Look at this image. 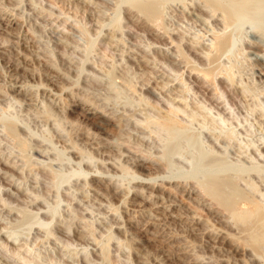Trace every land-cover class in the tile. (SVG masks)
<instances>
[{"label": "rangeland", "instance_id": "obj_1", "mask_svg": "<svg viewBox=\"0 0 264 264\" xmlns=\"http://www.w3.org/2000/svg\"><path fill=\"white\" fill-rule=\"evenodd\" d=\"M141 1L0 0V264H264V0Z\"/></svg>", "mask_w": 264, "mask_h": 264}, {"label": "bare ground", "instance_id": "obj_2", "mask_svg": "<svg viewBox=\"0 0 264 264\" xmlns=\"http://www.w3.org/2000/svg\"><path fill=\"white\" fill-rule=\"evenodd\" d=\"M142 1H143V0H142ZM142 1H141V2H142ZM152 1H153V0H152ZM214 1H215V0H214ZM217 1H218V0H217ZM235 1H236V0H235ZM240 1H241V0H240ZM245 1H246V0H245ZM249 1H250V0H249ZM135 2H136V1H135ZM147 2H148V0L146 1V3H147ZM144 3H145V2H144ZM146 3H145L144 5H146ZM219 3L221 4V2H219ZM219 3H218V4H219ZM234 3H235V2H234ZM237 3H238V2H237ZM246 3H247V2H246ZM137 4H138V3H137ZM218 4H217V5H218ZM220 4H219V6H221ZM224 4H225V3H224ZM227 4H228V3H227ZM240 4H241V3H240ZM242 4H243V3H242ZM144 5H143V6L141 5V7H142L144 10H145V9H148V10H149V8H150V6H151V5H150V2H149L148 5H146L145 7H144ZM155 5H156V4H155ZM235 5H236V4H235ZM225 6H226V5H225ZM225 6H223V4H222V7H223V8H224ZM229 6H230V5H229ZM154 7H155V6H154ZM239 7H240V5H239ZM235 8H236V7H235ZM150 9H152V8H150ZM154 9H155V8H154ZM229 9L232 10V8H229ZM225 10H228V9H225ZM150 11H154V10L152 9V10H150ZM228 11H229V10H228ZM151 13H153V12H151ZM227 13H229V12H227ZM227 16H228V14H227ZM159 19H161V18H158V20H159ZM154 21H155V20H154ZM154 21H153V22H154ZM156 21H157V19H156ZM156 21L154 22V24L156 23V24H155V27H156V26L158 27V25H160L161 23L158 22V23H160V24H158ZM161 22H162V21H161ZM5 23H6V22H5ZM162 23H163V22H162ZM154 24L152 23V25H154ZM160 27H161V25H160ZM158 28H159V27H158ZM217 36H218V35H217ZM217 36H216V37H217ZM219 36H220V35H219ZM219 36H218V37H219ZM221 36H222V35H221ZM221 36H220V39H218L217 42H214V43H216V47H215V48L213 47V48H214V50H216V51H217L216 48H221V47H223L224 44H226L227 42H228V44H229V40H228L229 38H228V36H226L227 39H226V37L223 39ZM223 36H225V35H223ZM221 38H222V39H221ZM215 41H216V39H215ZM214 43H213V44H214ZM226 45H227V44H226ZM212 46H213V45H212ZM225 47H226V46H224V48H225ZM213 48H212V49H213ZM220 51H222V50H220ZM210 53H212V50H211ZM215 53H216V52H215ZM215 53H214V54H215ZM217 53H218V51H217ZM217 53H216L215 55L218 56L219 54H217ZM214 54L212 53V55H214ZM215 55H214V56H215ZM214 56H211V57H214ZM211 59H212V58H211ZM211 59H210V60H211ZM214 59H215V58H214ZM211 61L213 62L214 60H211ZM213 63H214V62H213ZM210 65H212L211 62H210ZM215 65H217V67H219V64H218V63L215 64ZM212 66H213V65H212ZM214 67H215V66H214ZM211 68H212V67H211ZM191 69L196 70L197 67H196V69H195V68L192 66ZM213 69H214V68H213ZM213 69H210V70L212 71ZM220 69H221V68H220ZM220 69H219V70H220ZM203 70H204V69H203ZM214 70H217V69H214ZM219 70H218V71H219ZM191 71H192V70H191ZM221 71H222V69L220 70V72H221ZM220 72H219V73H220ZM201 73H202V71H201ZM216 73H217V72H216ZM219 73H218V74H219ZM212 74H213L212 72H209V71H208V72L205 73V76H206V78H208L209 80H211V78H212ZM207 83H208V82H207ZM212 84H213V83H212ZM172 110H173V108H172ZM175 111H176V110H175ZM173 112H174V111H173ZM167 114H168V113H167ZM176 114H177V113H176ZM175 116H176V115H175ZM167 117H168V116H167ZM167 117H166V118H167ZM169 118H171L170 115H169ZM173 118H174V117H172V119H173ZM172 119H166L165 122L170 121V124H172V123H171V120H172ZM176 119H177V118H176ZM167 120H168V121H167ZM163 121H164V120H163ZM173 121H174V122H173L174 124H176V123L179 122V121H178V122L175 123V119H174ZM167 124H169V123H167ZM170 124H169V126H170ZM8 126H9V125H8ZM10 126H11V127H10L11 130H8L9 133H10V131H11V132L14 131V130H12V127H13V126H12V125H10ZM165 126H166V125H165ZM171 126H172V125H171ZM180 126H181V125H180ZM166 127H168V125H167ZM172 127H173V126H172ZM13 129H14V128H13ZM15 131H16V129H15ZM17 131H18V130H17ZM12 133H14V135L16 134L15 132H12ZM18 134H19V133H18ZM12 136H13V135H12ZM13 137L15 138L16 136H13ZM17 137H18V136H17ZM20 137H21V136H20ZM18 138H19V137H18ZM16 139H17V138H16ZM18 141H19V139H18ZM21 141H23L22 138H21ZM21 141H20V144L23 143V142L21 143ZM23 144H24V143H23ZM21 146L23 147V145H21ZM220 173H221V172H220ZM222 174H223V173H222ZM224 174H225V173H224ZM224 174H223V175H224ZM206 175H207V174H206ZM208 175H209V174H208ZM214 175H216V173H215ZM217 176H219V174H218ZM220 176H221V175H220ZM224 176H225V175H224ZM210 177H211V176H210ZM214 177H215V176H214ZM214 177H213L212 179H210V180L208 181V183H206V184H205L204 182H202L203 184H205V185H203V186H206V187L208 188L207 191H209V193H210V191H211L212 194H214L215 197L218 198L219 201H222V203L224 202V204H225L224 207H227L226 209H229V208H230L229 206H230L231 204H232L231 207L233 206L234 208H235V206L237 207V205L239 206V204H236V203H237V202L241 203L239 200H242V199L239 198V197H237V198L234 197V196H239V195L237 194V192H239V191L236 190V191H237V192H236L235 189H234V191L236 192V193H235L236 195H232V194H231V196H232V201H231V200H230V199H231V198H230L231 196H230V195H226V194L223 193L222 188H223V186H225V184H224V182H223V177H222V180H220L219 178H216V179H215ZM226 177H228V176H226ZM220 178H221V177H220ZM206 179H207V178H206ZM206 179H205V180H206ZM203 180H204V179H203ZM203 180H202V181H203ZM228 180H229V178H228ZM224 181H225V180H224ZM230 181H231V179H230ZM232 183H234V182L232 181ZM226 185H227V183H226ZM228 185H230V184H228ZM233 185H234V184H233ZM229 187L231 188V186H229ZM202 188H203V187H202ZM233 188H234V187H233ZM233 188H232L231 190H233ZM235 188H236V187H235ZM203 189H204V188H203ZM227 190H228V189H227ZM238 190H242V189H238ZM234 191H233V192H234ZM240 192H241V191H240ZM204 193H206V192H204ZM242 193H243V196H245V197H248V196H249L248 194H247L248 196H247V195H244L245 193L243 192V190H242ZM227 194H228V193H227ZM239 194H240V193H239ZM210 196H211V195H210ZM225 196H226V197H225ZM227 196H228V197L230 196V197H229L230 199H229ZM241 196H242V194H241ZM211 197H213V196H211ZM215 197H213V198H215ZM233 197L236 198V199L233 200V199H234ZM243 199H244V197H243ZM246 199H247V198H245L244 201H246ZM250 199H251V197H250ZM236 200H237V202L235 203L236 205H233V201H236ZM247 200H248V199H247ZM253 200H254V199H253ZM213 201H215V200L213 199ZM219 201H217V202H219ZM229 201H231V202H229ZM250 201H251V200H250ZM254 201H255V200H254ZM217 202H216V203H217ZM226 202H227V204H229V206L226 205ZM242 202H243V200H242ZM247 202H249V201H247ZM257 202H259V201H255V203H257ZM222 203H221V204H222ZM249 203H250V202H249ZM249 203H245V202H244V203H241V205H240L241 208H237V209H239V211H242V212H248V211H249V212H252V209H251V211H250V210H248V208L246 207V206H248L247 204H249ZM224 204H223V205H224ZM245 204H246V206H245ZM250 204H254V203H250ZM250 204H249V205H250ZM259 204H260V203H259ZM259 204H254V205H256L257 208L261 209V208H260L261 206H259V207L257 206V205H259ZM244 206L247 208L245 211L241 210L242 208H244ZM251 206L254 207L253 205H251ZM233 207H232V209L230 208V209H231V212H232V210L234 209ZM252 207H251V208H252ZM249 208H250V206H249ZM254 208H255V207H254ZM257 208H256V209H257ZM262 208H263V207H262ZM230 209H229V212H230ZM235 209H236V208H235ZM256 209H255V210H256ZM224 210H225V209H224ZM247 210H248V211H247ZM255 210H253V211H255ZM261 210H262V209H261ZM227 211H228V210H227ZM237 211H238V210H237ZM239 211L237 212V215H238ZM231 212H230V213H231ZM242 212H240V213H242ZM263 212H264V210H263ZM263 212H259V213H258L259 215L256 216V217H259V219L264 218V213H263ZM230 213H228V214H230ZM234 213H236V211L233 210V213H232V214H234ZM242 214H243V213H242ZM235 215H236V214H234V216H235ZM237 215H236V217H237ZM239 215H240V214H239ZM229 216H230V215H229ZM240 216H241V215H240ZM232 217H233V216H232ZM238 218H239V217H238ZM240 218H241V217H240ZM247 218H248V217H247ZM247 218L245 217V222H246V223H247V221H248ZM234 219H235V218H234ZM243 219H244V218H243ZM253 219H254V218H253ZM236 220H238V219H236ZM240 220H241V219H240ZM250 221H251V220H250ZM259 221H260V220H259ZM236 222H237V221H236ZM239 222H240V221H239ZM248 222H249V221H248ZM262 223L264 224V222H262ZM262 223H258V224H261V225H262ZM237 224H238V223H237ZM244 224H245V223H244ZM249 224H250V223H249ZM253 224H254V223H253ZM245 225H246V224H245ZM245 225H244V226H245ZM251 225H252V224H251ZM194 226H195V225H194ZM241 226H242V225H241ZM246 226H247V225H246ZM256 226H257V225H256ZM252 227H254V226H252ZM258 227H259V225H258ZM248 228H249V227H248ZM250 228H251V227H250ZM250 228H249V229H250ZM256 229H257V228H256ZM260 229H261V228H260ZM262 230H263V229H262ZM263 231H264V230H263ZM259 232H260V231H259ZM256 233H257V231H255V234H254V235H255V238H256ZM263 233H264V232H262V234L260 235V237H261L262 235H264ZM259 234H260V233H259ZM251 236H253V235H250V237H251ZM257 236H259V235H257ZM253 238H254V236H253ZM253 238L251 237V239H253ZM258 238H259V237H257V239H258ZM248 239H249V238H248ZM260 239H262V238H260ZM263 239H264V238H263ZM253 240H256V239H253ZM257 242H258V241H257ZM262 242H263V241H262ZM253 243H254V242H253ZM258 243H260V242H258ZM103 246H104V244H103ZM105 246H107V244H106ZM105 246H104V247H105ZM259 246H260V245H259ZM259 246H258V247H259ZM262 246H263V245H262ZM107 247H108V246H107ZM102 248H103V247H102ZM103 250L105 251V249H103ZM107 251H108V249H107ZM103 253H104V252H103Z\"/></svg>", "mask_w": 264, "mask_h": 264}]
</instances>
